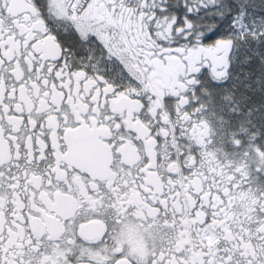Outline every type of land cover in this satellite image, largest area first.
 <instances>
[{
  "label": "snow or ice",
  "instance_id": "1",
  "mask_svg": "<svg viewBox=\"0 0 264 264\" xmlns=\"http://www.w3.org/2000/svg\"><path fill=\"white\" fill-rule=\"evenodd\" d=\"M0 264H264V0H0Z\"/></svg>",
  "mask_w": 264,
  "mask_h": 264
}]
</instances>
